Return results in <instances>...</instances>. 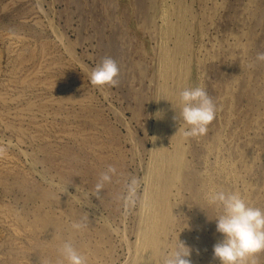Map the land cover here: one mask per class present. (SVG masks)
Wrapping results in <instances>:
<instances>
[{
  "label": "rangeland",
  "instance_id": "374dc122",
  "mask_svg": "<svg viewBox=\"0 0 264 264\" xmlns=\"http://www.w3.org/2000/svg\"><path fill=\"white\" fill-rule=\"evenodd\" d=\"M260 52L264 0H0V96L8 99L0 103V117L8 115L0 118V264H67L58 249L68 240L87 264H129L151 234L153 264L179 241L192 249L191 264L214 263L222 209L212 205V224L204 223L207 204L198 207L190 188L200 182L178 188L172 180L183 158L199 180L215 176L221 162L227 185L264 211ZM105 57L119 67L115 87L90 83ZM197 86L213 99L216 115L206 134L185 138L179 92ZM29 105L31 114L15 117ZM109 165L117 174L98 198L95 185ZM133 177L135 204L126 205L117 197ZM152 193L160 195L154 209ZM85 215L87 228L73 230ZM37 217L48 221L45 228L36 227ZM201 235L212 249L201 247Z\"/></svg>",
  "mask_w": 264,
  "mask_h": 264
},
{
  "label": "clouds",
  "instance_id": "9594fccd",
  "mask_svg": "<svg viewBox=\"0 0 264 264\" xmlns=\"http://www.w3.org/2000/svg\"><path fill=\"white\" fill-rule=\"evenodd\" d=\"M256 60L264 62V52L257 53ZM119 67L116 61L105 57L100 64L91 70L90 83L93 86L109 85L115 87L119 81ZM182 106L179 117L187 126L183 132L185 138H195L206 134L208 125L214 120L216 106L213 99L203 87L185 88L179 92ZM173 120L178 121L177 113ZM117 169L107 166L98 177L94 195L99 197L106 183H111ZM139 180L131 178L124 185V194L118 196L126 205H134ZM207 202L222 209L215 219L216 231L222 235L213 246V259L220 264H258V254L264 252V211L249 205L245 199L235 192L215 191L207 195ZM88 215L74 221L71 228L76 231L88 226ZM63 261L67 264H87L86 257L74 246L71 240L65 241L58 249ZM192 249L179 241L178 246L163 256L161 264H191L189 257ZM145 264H153L149 256Z\"/></svg>",
  "mask_w": 264,
  "mask_h": 264
},
{
  "label": "bare ground",
  "instance_id": "6f19581e",
  "mask_svg": "<svg viewBox=\"0 0 264 264\" xmlns=\"http://www.w3.org/2000/svg\"><path fill=\"white\" fill-rule=\"evenodd\" d=\"M177 3V2H176ZM189 6V5H188ZM172 7V6H171ZM183 8V7H182ZM3 10V9H2ZM178 10H179V8H178ZM176 11H177V9H176ZM175 12V11H174ZM172 13H173V11H172ZM171 13V14H172ZM178 13V12H177ZM184 13V12H183ZM180 14V13H179ZM167 8H166V6L165 5H163L162 6V10H161V20H162V22L164 21H166V19L168 18L167 17ZM175 15V14H174ZM160 17V16H159ZM172 18H174V17H172ZM170 19V18H169ZM38 21V20H37ZM167 22H169V21H167ZM164 26V25H163ZM174 26V25H173ZM39 27V26H38ZM162 27V26H161ZM177 27H179V26H177ZM164 29H165V27H164ZM175 29V28H174ZM169 30V29H168ZM172 30V29H171ZM161 31V30H160ZM175 31V30H174ZM168 32V31H167ZM170 32H172V31H170ZM178 32V31H177ZM176 32V33H177ZM183 33V32H182ZM172 34V33H171ZM165 35V34H164ZM173 35V34H172ZM174 36V35H173ZM181 36V35H180ZM176 37V36H175ZM23 38V37H22ZM168 38V37H167ZM165 41V40H164ZM176 41V40H175ZM180 41V40H179ZM17 42V41H16ZM23 42V41H22ZM166 42V41H165ZM164 42V43H165ZM182 42V41H181ZM24 43V42H23ZM161 43V42H160ZM183 43V42H182ZM24 46H25V44H24ZM164 46V45H163ZM178 46V45H177ZM19 46H17V48H18ZM175 47V46H174ZM35 48V47H34ZM19 49V48H18ZM23 49V48H22ZM25 49V48H24ZM184 49V48H183ZM163 50V49H162ZM12 51H14V50H12ZM11 51V52H12ZM19 51V50H18ZM166 51H167V49H166ZM174 51H175V49H174ZM178 51H179V49H178ZM167 53V52H166ZM179 53V52H178ZM24 54V53H23ZM169 55H170V53H168ZM173 54V53H172ZM176 54V53H175ZM162 55V54H161ZM179 55V54H178ZM0 56H1V54H0ZM16 56V55H15ZM167 56V55H166ZM25 57V56H24ZM14 58V57H13ZM0 59H1V57H0ZM172 59V58H171ZM171 59H170V61H171ZM18 61H20V60H18ZM162 61V60H161ZM165 61V60H164ZM175 61H176V59H175ZM179 61V60H178ZM163 62V61H162ZM161 62V63H162ZM167 62V61H166ZM171 63H173V62H171ZM176 64L178 63V62H175ZM27 64V63H26ZM23 65V64H22ZM161 65V64H160ZM168 65V64H167ZM185 65V64H184ZM25 66V65H24ZM174 66H176V65H174ZM178 66V65H177ZM21 67V66H20ZM42 67V66H41ZM164 68L166 67V65L164 64V66H163ZM38 68V67H37ZM163 68V69H164ZM179 68V67H178ZM177 68V69H178ZM174 69V68H173ZM43 70V69H42ZM187 70V69H186ZM40 71H41V69H40ZM46 71V70H45ZM169 71H171V70H169ZM15 72V71H14ZM20 72H22V71H20ZM25 72V71H24ZM48 72V71H47ZM175 72V71H174ZM19 73V72H18ZM23 73V72H22ZM26 73V72H25ZM35 73V72H34ZM169 73V72H168ZM38 74H40V73H38ZM163 74H164V72H163ZM174 74V73H173ZM24 75V74H23ZM34 75V74H33ZM32 75V76H33ZM15 76V75H14ZM18 76H19V74H18ZM31 76V77H32ZM174 76V75H173ZM182 76V75H181ZM11 77V76H10ZM23 77V76H22ZM30 77V78H31ZM35 77V76H34ZM166 77V76H165ZM170 77V76H169ZM169 77H168V79H169ZM184 77V76H183ZM178 78V77H177ZM12 79V78H11ZM17 79V78H16ZM27 78H25V80H26ZM29 79V78H28ZM27 79V80H28ZM172 79V78H171ZM184 79V78H183ZM22 80H24V78H21V81ZM24 80V81H25ZM165 80V79H164ZM180 80H181V78H180ZM9 81V80H8ZM21 83V82H20ZM26 83V82H25ZM24 83V84H25ZM32 83V82H31ZM164 83V82H163ZM162 83V84H163ZM29 84V83H28ZM161 84V85H162ZM168 84V83H167ZM182 84V83H181ZM31 85V84H30ZM33 85V84H32ZM172 85V84H171ZM174 85V84H173ZM177 85V84H176ZM183 85V84H182ZM42 86V85H41ZM160 86V85H159ZM158 86V87H159ZM166 86V85H165ZM180 86V85H179ZM178 86V87H179ZM173 87V86H172ZM164 88H166V87H164ZM182 88H183V86H182ZM166 89H168V88H166ZM173 89V88H172ZM176 89H177V86H176ZM24 90V89H23ZM161 90V89H160ZM165 90V89H164ZM163 90V91H164ZM181 90V89H180ZM168 92H169V90H168ZM171 93H172V91H171ZM170 93V94H171ZM160 96H161V94H160ZM160 96H159V98H160ZM7 97V96H6ZM6 97H4V96H0V103L1 104H3V105H7V103H8V99L6 98ZM168 97V96H167ZM21 98V97H20ZM162 99V98H161ZM165 99V98H164ZM171 99V98H170ZM175 99V98H174ZM177 99H178V96H177ZM167 100V99H166ZM14 101V100H13ZM163 101H165V100H163ZM170 101V100H169ZM12 103V102H11ZM31 103V102H30ZM172 102H170V104H171ZM176 103V102H175ZM180 103V102H179ZM177 104V103H176ZM159 106V105H158ZM166 107H167V105H165ZM165 106H163V107H165ZM173 106V105H172ZM178 106V105H177ZM162 107V108H163ZM21 109V108H20ZM35 109H36V107H35ZM166 109V108H165ZM33 110V106H31V105H29V106H27V107H24V109L22 108V110H19L18 109V111L15 113V117H17V118H19V119H22V118H24V115H25V113L27 112V111H29V113L31 112ZM39 110H40V108H39ZM169 110V109H168ZM167 110V111H168ZM177 110V109H176ZM35 111V110H34ZM33 111V112H34ZM38 112V111H37ZM173 112V111H172ZM9 113H10V111H9ZM28 113V112H27ZM170 113V112H169ZM168 113V114H169ZM31 114V113H30ZM33 114H35V113H33ZM168 114H167V116H168ZM176 114V113H175ZM1 115V114H0ZM4 117H6L7 118V116L8 115H5V113H3L2 114ZM179 115V114H178ZM4 117H0L2 120L4 119ZM32 117V116H31ZM163 118H164V116H163ZM166 118V117H165ZM168 120H169V118H168ZM22 121V120H21ZM165 121V120H164ZM33 122V121H32ZM170 122V121H169ZM168 122V123H169ZM172 122V121H171ZM43 123V122H42ZM161 123V122H160ZM167 123V122H166ZM172 124V123H171ZM170 124V125H171ZM175 124V123H174ZM158 125V124H157ZM165 126V125H164ZM171 127V126H170ZM5 128H9V125L8 124H5ZM160 128V127H159ZM158 129V128H157ZM175 129V128H174ZM16 130L18 131V132H23V130H22V128L20 127V126H18L17 128H16ZM166 130V129H165ZM25 131V130H24ZM159 132V131H158ZM156 133H157V131H156ZM155 133V134H156ZM160 133H161V131H160ZM164 133V132H163ZM159 136V135H158ZM177 137V136H176ZM32 138V137H31ZM157 138V137H156ZM167 138V137H166ZM176 139H180V140H182L181 138H176ZM158 140H160V138L158 139ZM158 140H156V141H158ZM161 142V141H160ZM155 143H157V142H155ZM165 143V142H164ZM175 143H177V141L175 142ZM181 143V142H180ZM83 144V143H82ZM156 145V144H155ZM161 145V144H160ZM163 145V144H162ZM159 146V145H158ZM157 147V146H156ZM179 147H180V145H179ZM155 148V147H154ZM159 148V147H158ZM174 148V147H173ZM206 148H207V150L208 151H210V152H213L214 151V147L212 146V145H207L206 146ZM160 149V148H159ZM179 149V148H178ZM217 149V148H216ZM155 151H156V149H154ZM165 151V150H164ZM167 151V150H166ZM215 152V151H214ZM153 153V152H152ZM160 153V152H159ZM162 154V153H161ZM165 154V153H164ZM173 154V153H172ZM158 155V154H157ZM160 157V156H159ZM184 157V156H183ZM182 157V158H183ZM152 158V157H151ZM164 158V157H163ZM172 158H174V157H172ZM178 158H179V155H178ZM176 159V158H175ZM172 160V159H171ZM153 161V160H152ZM163 161V160H162ZM167 161H169V160H167ZM172 162H174V161H172ZM152 163L153 162H151V165H152ZM156 163H157V161L155 160V162H154V165H156ZM171 163V162H170ZM175 163H177V161L175 162ZM168 165H169V162H168ZM219 167H217V169L215 170L214 169V171H216V173H215V176L213 175H211V176H208V177H206L205 176V178L204 179H201L200 178V180H199V175H195V173H192L191 172V170L189 169V167H188V165H187V163H186V161H185V159L183 158V159H181L180 160V162H179V164H178V169H177V172L175 173L176 175H175V177H174V179L172 180V184L173 185H175L176 187H178V188H182V187H184L185 185H186V183L189 181V182H200L199 183V186L197 187V186H195L194 184H190V188H191V194H192V198H193V200H194V202H195V204L198 206V207H200V206H203L204 204H207V207H206V212H205V214L203 215V217L205 218V221H204V223H206V224H212V217H211V206L212 205H210L208 202H207V195L208 194H210V193H212V192H215V191H225V192H235L234 191V189H232L231 187H229V185H227V182H228V180H229V172H228V168H227V166L225 165V164H223V163H221L220 162V164L218 163L217 164ZM215 166V165H214ZM155 167V166H154ZM153 167V168H154ZM164 167V166H163ZM152 168V169H153ZM215 168V167H214ZM160 169H162V168H160ZM175 169H176V167H175ZM164 170H165V168H164ZM155 171V170H154ZM153 171V172H154ZM160 171V170H159ZM156 172V171H155ZM160 173V172H159ZM172 173V172H171ZM151 175V174H150ZM154 175H155V173H154ZM160 175H161V173H160ZM163 175V174H162ZM156 176H159V175H157L156 174ZM153 177V176H152ZM161 177V176H160ZM200 177H202V176H200ZM213 177H214V179L217 181V183H215V181L213 180ZM156 178V177H155ZM153 179H154V177H153ZM152 179V180H153ZM151 180V181H152ZM156 181V180H155ZM164 181V180H163ZM170 181H171V179H170ZM150 182V181H149ZM231 182V181H230ZM161 183V182H160ZM148 184V183H147ZM164 184V183H163ZM163 184H162V186L161 187H163ZM169 185V184H168ZM171 185V184H170ZM169 185V186H170ZM215 186V187H214ZM147 187V186H146ZM213 188L214 187V189L213 190H211V191H207V189L208 188ZM167 188V187H166ZM160 190V189H159ZM150 192V191H149ZM160 192V191H159ZM161 192H163V191H161ZM168 192V191H167ZM236 193V192H235ZM167 194V193H166ZM158 195H159V193H156V194H154V193H152L149 197H148V202H149V204H150V206H152L154 203H155V201L157 200V197H158ZM160 196V195H159ZM165 196H167V195H165ZM171 198V197H170ZM169 198V199H170ZM162 201L160 200V203H161ZM164 202H166V201H164ZM169 203V202H168ZM257 204V203H256ZM162 205H163V203H162ZM166 205V204H165ZM165 205H164V207H165ZM206 206V205H205ZM148 207V206H147ZM152 208H153V206H152ZM161 208V207H160ZM163 208V207H162ZM154 209V208H153ZM152 210V209H151ZM159 210H161V209H159L158 208V211ZM166 210V209H165ZM198 211H199V209H197L196 210V212H197V214H198ZM147 212V211H146ZM151 212V211H150ZM164 212V211H163ZM155 214V213H154ZM157 214L158 213H156V216H157ZM162 215V214H161ZM144 216V215H143ZM171 216V215H170ZM199 216V215H198ZM159 217H160V215H159ZM170 218V217H169ZM141 219V218H140ZM144 219V218H143ZM151 219V218H150ZM164 219V218H163ZM168 219V218H167ZM200 220V219H199ZM162 221V220H161ZM160 221V222H161ZM44 222V223H43ZM48 221L47 220H44V219H42L41 217H37V220H36V227H43V228H45V224L47 223ZM144 221H142V223H143ZM164 222V221H163ZM168 221L166 220V223H167ZM141 223V222H140ZM157 224V223H156ZM142 225V224H141ZM150 225H152L151 223H150ZM169 225H171V223L169 224ZM160 227H161V225H160ZM168 227H170V226H168ZM139 228V227H138ZM164 228H166V227H164ZM150 229V228H149ZM215 230H216V225H215ZM141 232V231H140ZM151 232V231H150ZM165 232V231H164ZM217 232V231H216ZM143 234V233H142ZM165 233H163V235H164ZM217 235H218V241L219 240H221L223 237H222V235L220 234V233H218L217 232ZM159 236V235H158ZM162 236V235H161ZM140 237V236H139ZM142 238V237H141ZM155 239H156V236L154 235V234H151V235H147L146 236V238H145V243H144V246H143V248H142V250L141 251H139L138 252V250L139 249H135L136 247H135V245H134V251H133V255H132V259H131V261H130V263L129 264H145V262L147 261V259H148V257L150 256L151 258H152V255H153V252H154V249H153V244H154V241H155ZM161 239V238H160ZM137 240V239H136ZM139 240V239H138ZM162 240V239H161ZM164 240V239H163ZM200 240H201V247L202 248H206V247H209V248H211V246H210V244H209V242H208V239H207V237L206 236H203V235H201L200 236ZM159 241V240H158ZM158 241H156L157 243H158ZM217 241V240H216ZM217 241V242H218ZM141 242V241H140ZM139 242V243H140ZM164 242H166V241H164ZM157 243H155V244H157ZM140 245H142V244H140ZM138 246V245H137ZM159 247H160V244H159ZM157 248V247H156ZM161 249V248H160ZM212 249V248H211ZM157 250V249H156ZM141 253V254H140ZM159 253V252H158ZM161 254V253H160ZM158 255V254H157ZM160 256V255H159ZM163 256V255H162ZM153 257H154V255H153ZM161 257V256H160ZM210 257L213 259V249H212V252H211V255H210ZM154 259V258H153ZM160 259V258H159ZM158 259V260H159ZM161 260V259H160ZM159 260V261H160ZM209 260V259H208ZM208 260H204L203 262H201V263H198V264H220V261L218 260V259H214V263H212V262H209ZM156 261V260H155ZM49 263V262H48ZM161 263V262H160ZM197 264V263H196Z\"/></svg>",
  "mask_w": 264,
  "mask_h": 264
}]
</instances>
